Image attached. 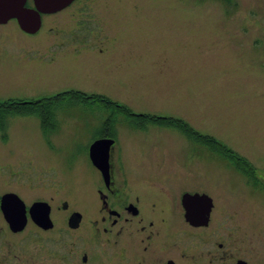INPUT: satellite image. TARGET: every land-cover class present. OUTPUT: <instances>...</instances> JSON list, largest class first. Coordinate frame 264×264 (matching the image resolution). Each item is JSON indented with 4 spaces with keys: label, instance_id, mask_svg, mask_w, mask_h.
<instances>
[{
    "label": "rangeland",
    "instance_id": "1",
    "mask_svg": "<svg viewBox=\"0 0 264 264\" xmlns=\"http://www.w3.org/2000/svg\"><path fill=\"white\" fill-rule=\"evenodd\" d=\"M90 1L99 11L119 13L101 19L116 27L104 24L105 53L83 63L85 76L120 84L102 92L129 112L65 99L41 110L43 122L34 114L9 116L0 129V196L13 192L28 203L68 200L88 210L100 200L101 176L86 147L110 134L117 138L118 171L127 185L122 197L181 200L185 191L207 194L220 211L237 218L240 255L264 264V0ZM66 25L45 26L34 38L14 24L0 27V102L56 85L53 79L47 85L27 80L43 73L29 62L36 55L50 57L52 45L35 43L64 37L71 27ZM131 115L182 120L195 137L213 144L216 139L246 157L255 173L244 175L220 149L177 126ZM43 132L56 134L54 143ZM7 244L0 236V258L11 248Z\"/></svg>",
    "mask_w": 264,
    "mask_h": 264
},
{
    "label": "flooded vegetation",
    "instance_id": "2",
    "mask_svg": "<svg viewBox=\"0 0 264 264\" xmlns=\"http://www.w3.org/2000/svg\"><path fill=\"white\" fill-rule=\"evenodd\" d=\"M80 1L64 0V5L59 8L51 6L58 0H25L23 9L28 14L23 24L17 17L0 21V27L14 24L31 38L48 25L52 28L67 22L66 26H71L64 29V37L35 43L38 47L52 45L49 46L52 51L49 59L36 55L29 62L41 68L43 73L29 76L27 80L32 84L47 85L53 79L56 85L48 86V91L32 93L34 90H31L25 98H10L0 105L50 107L65 99L73 101L80 98L79 102H95L107 108L120 107L102 91L109 86L121 85L91 80L83 69L84 62H93L105 53L103 26L109 22L101 19L114 18L119 11H99V6L90 4V0ZM64 12L68 14L61 17ZM113 23L120 24V21ZM109 27L113 30L116 25L109 23ZM117 39L123 40L119 36ZM68 79H74V83H65ZM188 128L192 131L191 139L206 142V136L195 137V130L191 126ZM50 134L43 132L46 142L54 143L56 134ZM103 140L108 141L110 181L107 183L96 167L101 176L100 200L94 206L87 205L88 210L81 211L68 200H32L28 203L21 199L26 208V223L22 230L15 231L2 208L1 198L5 194L0 196V236L7 237L10 244L6 246L11 247L7 255L0 258V264H252L246 252L240 255L236 237L237 218L220 211L216 200H182L186 193H203L185 191L181 200H129L122 197L120 190L126 194L124 187L127 185L122 184L118 171L115 156L117 138L107 134L94 139L86 147L87 154L90 155L96 142ZM218 144L215 139L213 145L207 146L217 151L215 147ZM119 177L120 182H117ZM117 183L120 185L118 188ZM9 193L13 192L6 194ZM35 203H45L50 207L48 225L33 219L30 209Z\"/></svg>",
    "mask_w": 264,
    "mask_h": 264
},
{
    "label": "water",
    "instance_id": "3",
    "mask_svg": "<svg viewBox=\"0 0 264 264\" xmlns=\"http://www.w3.org/2000/svg\"><path fill=\"white\" fill-rule=\"evenodd\" d=\"M24 3L25 0H0V21H8L12 17H17L20 23L23 24L28 14L23 9ZM64 3V0H58L56 4L52 3L51 6L57 5L60 8ZM107 144L108 141L106 140L96 142L91 148L90 157L108 183L110 181V173ZM1 200H3L2 208L8 222L11 224V228L15 231L22 230L26 223V208L21 198L16 194L9 193L2 196ZM182 200H212V198L206 194L186 193L183 195ZM30 213L37 223L48 225L47 223L50 222V207L45 203H35L31 207Z\"/></svg>",
    "mask_w": 264,
    "mask_h": 264
},
{
    "label": "trees",
    "instance_id": "4",
    "mask_svg": "<svg viewBox=\"0 0 264 264\" xmlns=\"http://www.w3.org/2000/svg\"><path fill=\"white\" fill-rule=\"evenodd\" d=\"M226 1L228 2L229 0H226ZM77 97H80V96H77ZM77 99H80V98H77ZM50 107H52V106H50ZM50 107H47V106H41V107H35V106H32V107L31 106L6 107V105H0V129H4L5 124H6V120L9 118V116L16 115V114L38 115L40 117L41 121L43 122L46 118H44L45 113H42L41 110L42 109H50ZM115 109H118L123 113L129 112V109L126 107H118ZM127 115H130V114H127ZM130 117L134 118L136 120H140L141 122L153 121V122H157V123H165L166 125L177 126L178 128L183 129V132H185L186 134L192 133V131L188 128V124H186L182 120L159 118V117L153 116V115H142V116L131 115ZM3 119H5V120L3 121ZM141 119L144 121H142ZM175 121H177L176 124H175ZM44 126H45V123H43V127ZM205 140H206V142H205L206 144H212L213 145V142L211 143L209 139H205ZM218 145L219 146L215 147V148L220 149L222 154L226 155L230 160L234 161L239 166L240 171L244 175L251 176L255 173L254 172L255 168L244 157L240 156L238 153H235V152L227 149L222 144H218ZM237 157H241V159H238Z\"/></svg>",
    "mask_w": 264,
    "mask_h": 264
}]
</instances>
